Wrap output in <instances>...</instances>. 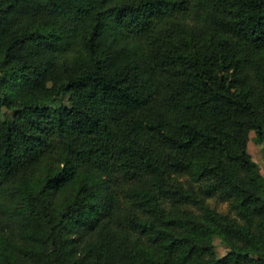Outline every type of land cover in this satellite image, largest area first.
I'll return each instance as SVG.
<instances>
[{"label":"trees","instance_id":"trees-1","mask_svg":"<svg viewBox=\"0 0 264 264\" xmlns=\"http://www.w3.org/2000/svg\"><path fill=\"white\" fill-rule=\"evenodd\" d=\"M249 129L264 0H0V264H264Z\"/></svg>","mask_w":264,"mask_h":264},{"label":"rangeland","instance_id":"rangeland-1","mask_svg":"<svg viewBox=\"0 0 264 264\" xmlns=\"http://www.w3.org/2000/svg\"><path fill=\"white\" fill-rule=\"evenodd\" d=\"M62 100L66 101L65 97H62ZM5 112L7 114H9L10 109L6 108ZM253 134H254V131L252 129H249L247 132L246 149L249 152L250 156L254 160H256V162L258 163L260 171L264 174V159L262 157L261 143L253 140ZM224 206H225L224 201H219L217 203L218 208H223ZM211 240L214 243V249H215L216 253L220 254V253L224 252L225 246L219 241V239L216 235H212Z\"/></svg>","mask_w":264,"mask_h":264}]
</instances>
